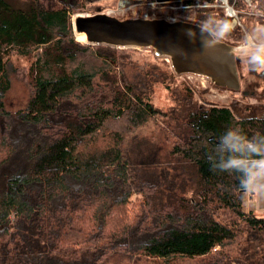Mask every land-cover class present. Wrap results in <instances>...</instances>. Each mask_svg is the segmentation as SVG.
I'll return each mask as SVG.
<instances>
[{"label":"trees","instance_id":"trees-1","mask_svg":"<svg viewBox=\"0 0 264 264\" xmlns=\"http://www.w3.org/2000/svg\"><path fill=\"white\" fill-rule=\"evenodd\" d=\"M125 1L184 5L188 22L209 29L224 21L203 7L216 0ZM62 2L0 0V264H244L222 254L242 223L249 236L264 235V219L244 206L264 159V115L205 105L189 86L162 111L125 71L124 50L136 48L79 41L77 6ZM32 54V95L12 112L13 57ZM153 72L167 76L145 69V78ZM159 115L174 124L166 157L176 162L141 165L122 144Z\"/></svg>","mask_w":264,"mask_h":264},{"label":"rangeland","instance_id":"rangeland-1","mask_svg":"<svg viewBox=\"0 0 264 264\" xmlns=\"http://www.w3.org/2000/svg\"><path fill=\"white\" fill-rule=\"evenodd\" d=\"M11 1L22 8H28L31 6V2H33V0ZM38 2L44 8L63 6L62 0H38ZM73 2H75L78 9H76L77 11L72 16L73 24L74 18L78 15L86 16L98 13L111 14L122 20L130 18L180 20L181 17L187 16V21H190L192 16L191 12H185L188 9L184 5L174 7L167 2L164 3L159 1L152 3H145L142 1L141 3L125 5L123 8H120L121 0H73ZM231 2L232 1L230 0L229 3L231 4ZM203 7H211L214 10H220L219 14L227 13L226 3L223 0H216L213 5H206L205 3ZM84 43L90 44L87 41ZM124 51L126 52L125 55L128 56L129 59L132 57V61L129 62V65L125 68L126 73H128L133 82H139L141 91H147L153 101V104L157 108L168 114H170L173 107H175V100L177 97V93L175 91L183 88L184 86H189L195 90V98L205 105L231 107L235 115L239 118L248 116L247 114L249 113L244 111H251V107L252 110H254L256 117L264 115V99L259 98L262 96L261 91L258 90V97L256 98L250 95L248 97H244L242 95L243 90L246 89V80L250 79L249 85L251 84V86H254L256 81V78L254 77L248 78L249 74L246 67L241 66L240 71L241 73L247 75L245 78V84H243V81L240 91H230L226 88L218 87L208 77L190 73L178 75L172 67L170 58L167 56H157L153 49L136 48L134 51L131 49ZM126 58L127 57L121 60V63H127L129 59L126 60ZM34 61L35 54H32L31 56L17 55L13 57V63L16 69L11 75L12 89L6 99V102H8L7 107L12 112H17L18 110L23 109L29 102L33 92L32 76L29 74V68ZM145 69H152L156 71L160 70L167 76H160V74H163L161 72H153V77L151 75L150 78H145ZM149 79H151L150 83H148L149 85L145 89L143 83ZM167 85H170L169 89L167 88ZM169 123H173L169 120V116L159 115L151 118L147 123L139 127L133 134H131L128 139L124 140L122 148L125 150L126 154L129 153L132 159L141 165H159L158 163L160 162L164 163L166 166L174 164L176 161L170 158V162V159L166 157L175 142V137L171 133L172 128L170 129L168 126ZM171 125L174 126V124ZM166 161H169V163ZM260 172L261 168L256 174L258 175V179L259 177L261 178L264 176L260 175ZM252 181L253 179L249 182L252 183ZM250 190L251 187L249 186L244 200L245 210L248 213L253 212L258 217L264 219V212L260 213L258 210L259 206L254 197L251 195ZM241 229L242 236H240L235 243H231L227 246V249L223 251L222 258L230 261L239 258L241 259L240 261H245H242L244 264H264V235L262 237L261 234L256 237L249 236V234H247L248 229L244 223L241 224ZM248 237L252 239L249 240ZM245 246H249L248 253L252 255L249 256L250 259H247V257L242 254L241 249ZM213 257H208V259L212 260L214 259ZM143 262H145V264H157L154 263V261L150 262L136 259L137 264H141ZM202 263L203 261L201 259L194 261L182 259L178 261L177 264Z\"/></svg>","mask_w":264,"mask_h":264},{"label":"water","instance_id":"water-1","mask_svg":"<svg viewBox=\"0 0 264 264\" xmlns=\"http://www.w3.org/2000/svg\"><path fill=\"white\" fill-rule=\"evenodd\" d=\"M131 4L121 0L120 8ZM74 31L76 35L85 33L87 42L93 45L151 48L157 56L169 57L178 75L196 74L208 77L219 87L234 91L242 88L234 48L200 24L168 19L122 20L111 14L98 13L76 16Z\"/></svg>","mask_w":264,"mask_h":264},{"label":"flooded vegetation","instance_id":"flooded-vegetation-1","mask_svg":"<svg viewBox=\"0 0 264 264\" xmlns=\"http://www.w3.org/2000/svg\"><path fill=\"white\" fill-rule=\"evenodd\" d=\"M229 1L227 0L226 2L227 13H222L224 21L221 26H214L208 29L217 39L226 42V44L234 48L241 87L243 81V84H245L247 76L240 72L241 66L248 69V78H256L254 86L252 85L253 87L251 84L249 85L250 79L246 80V89L243 90L242 95L244 97L250 95L256 98L259 90L262 93L259 98L264 99V66L253 61L254 55L259 54L264 57V0H244L248 4L249 9L238 6V0H231V4ZM226 89L234 91L227 87ZM250 110L249 112H244L249 113L247 114L248 116H256L252 107Z\"/></svg>","mask_w":264,"mask_h":264},{"label":"crops","instance_id":"crops-1","mask_svg":"<svg viewBox=\"0 0 264 264\" xmlns=\"http://www.w3.org/2000/svg\"><path fill=\"white\" fill-rule=\"evenodd\" d=\"M254 188H255L254 199L256 200V203L259 206L258 210L260 211V213L264 212V176L261 178L259 177V179H257Z\"/></svg>","mask_w":264,"mask_h":264},{"label":"clouds","instance_id":"clouds-1","mask_svg":"<svg viewBox=\"0 0 264 264\" xmlns=\"http://www.w3.org/2000/svg\"><path fill=\"white\" fill-rule=\"evenodd\" d=\"M253 61L264 66V57H262L259 54L253 56ZM260 167H261V172L259 174L264 175V162L261 163Z\"/></svg>","mask_w":264,"mask_h":264},{"label":"bare ground","instance_id":"bare-ground-1","mask_svg":"<svg viewBox=\"0 0 264 264\" xmlns=\"http://www.w3.org/2000/svg\"><path fill=\"white\" fill-rule=\"evenodd\" d=\"M225 3L227 2V0H223ZM231 10V9H230ZM77 38L80 41L86 42L87 41V35L85 33H80L77 35Z\"/></svg>","mask_w":264,"mask_h":264},{"label":"built area","instance_id":"built-area-1","mask_svg":"<svg viewBox=\"0 0 264 264\" xmlns=\"http://www.w3.org/2000/svg\"><path fill=\"white\" fill-rule=\"evenodd\" d=\"M263 162H264V159H263Z\"/></svg>","mask_w":264,"mask_h":264}]
</instances>
